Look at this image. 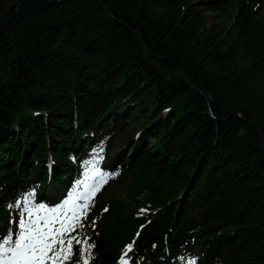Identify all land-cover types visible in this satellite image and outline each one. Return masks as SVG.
<instances>
[{
	"label": "trees",
	"instance_id": "trees-1",
	"mask_svg": "<svg viewBox=\"0 0 264 264\" xmlns=\"http://www.w3.org/2000/svg\"><path fill=\"white\" fill-rule=\"evenodd\" d=\"M8 1L0 0V21ZM262 10L245 0L11 8L0 46V219L35 176L43 188L61 185L78 144L106 133L108 114L129 109L137 124L114 139L129 138L119 148L125 174H134L129 200L112 204L106 219L97 213L81 234L97 245L96 264H114L135 236L142 221L130 210L144 191L161 211L136 241L142 264H163L186 245L203 251L204 264H264Z\"/></svg>",
	"mask_w": 264,
	"mask_h": 264
},
{
	"label": "snow or ice",
	"instance_id": "snow-or-ice-1",
	"mask_svg": "<svg viewBox=\"0 0 264 264\" xmlns=\"http://www.w3.org/2000/svg\"><path fill=\"white\" fill-rule=\"evenodd\" d=\"M89 163L84 180L58 206L37 203L34 192L9 205L19 210V218L12 220L16 228L6 238L0 236V264H68L74 256L76 264H90L95 243L80 237L79 231L85 228L93 197L107 177L97 159ZM74 244L81 247L74 251ZM134 244L126 246L119 264H134L127 258Z\"/></svg>",
	"mask_w": 264,
	"mask_h": 264
},
{
	"label": "rangeland",
	"instance_id": "rangeland-1",
	"mask_svg": "<svg viewBox=\"0 0 264 264\" xmlns=\"http://www.w3.org/2000/svg\"><path fill=\"white\" fill-rule=\"evenodd\" d=\"M246 1H249V0H246ZM261 8H263L262 13L264 14V2H263V5L259 6V9H261ZM213 24H214V20L212 19L211 14H208V18L206 21V28L207 29L211 28ZM4 30H5V27H4ZM135 109H137V108H135ZM122 123L126 124L127 126L128 125L131 126V128H133L137 124L136 122L135 123L131 122L128 118L123 119ZM130 123H131V125H130ZM135 134H136V132H135ZM117 143H119V145L120 144L122 145V144H125L126 141L123 139L121 141H118ZM128 185H129V182H127V181L123 182V184L119 188L115 189L112 193L108 194L106 199L109 201L111 199L110 197L112 194L113 197H117L118 199H123L124 201H128L129 197H126Z\"/></svg>",
	"mask_w": 264,
	"mask_h": 264
},
{
	"label": "water",
	"instance_id": "water-1",
	"mask_svg": "<svg viewBox=\"0 0 264 264\" xmlns=\"http://www.w3.org/2000/svg\"><path fill=\"white\" fill-rule=\"evenodd\" d=\"M28 1H31V0H9L7 2L4 14H3L2 19L0 21V46H1L2 38H3V34H4V27L6 24V19H7V16L9 14L10 9L16 7L18 4H22V3H25ZM58 1H65V0H58ZM138 41L140 43L141 49L143 50V53L145 54V56L150 57L149 54L147 53L145 47H144V44L142 43V41L140 39V37H138ZM3 90H4V84H3L1 72H0V96L3 92Z\"/></svg>",
	"mask_w": 264,
	"mask_h": 264
},
{
	"label": "bare ground",
	"instance_id": "bare-ground-1",
	"mask_svg": "<svg viewBox=\"0 0 264 264\" xmlns=\"http://www.w3.org/2000/svg\"><path fill=\"white\" fill-rule=\"evenodd\" d=\"M249 1H252V0H249ZM107 13V12H106ZM213 19V18H212ZM21 65H19V67H20ZM20 72V71H19ZM129 108L131 107V106H128ZM166 114V113H165ZM138 199V198H137ZM193 253H195V252H193ZM188 261H190V260H188Z\"/></svg>",
	"mask_w": 264,
	"mask_h": 264
}]
</instances>
